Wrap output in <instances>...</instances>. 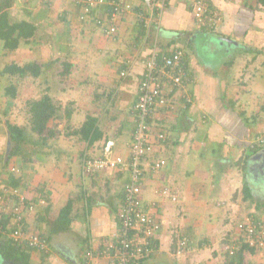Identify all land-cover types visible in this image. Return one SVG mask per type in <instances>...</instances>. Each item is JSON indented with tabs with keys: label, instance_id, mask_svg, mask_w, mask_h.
<instances>
[{
	"label": "crops",
	"instance_id": "1",
	"mask_svg": "<svg viewBox=\"0 0 264 264\" xmlns=\"http://www.w3.org/2000/svg\"><path fill=\"white\" fill-rule=\"evenodd\" d=\"M107 1L96 0L85 11V3L74 0H0V14L7 21L25 22L32 30V35L20 36L13 50L0 40V51L17 53L16 63L17 57L39 63L44 76L40 95L46 92L59 107L56 119L76 122L55 130L59 137L48 134L42 145L30 143L9 157L12 143L5 122L25 125L0 116V187L7 185L1 167L9 161L18 167L17 188L28 199L47 195L45 205L39 201L27 215L30 231L43 215L52 221L61 215L69 219L67 228L50 235L46 259L31 251L30 264H109L105 257L88 262L87 252L99 251L119 231L117 210L129 173H87L83 161L100 156L107 138L115 141V153L128 156L129 111L145 61L153 50L162 56L175 47L184 50L187 86L176 93L174 111L159 110L152 122V131H168L169 141L155 144L147 157L164 158L165 167L143 174L141 198L157 202L161 229L157 249L142 264H229L221 238L240 237L235 223L247 215L264 225V147L251 146L261 133L256 123L264 121V6L257 0H205L223 15L221 23L209 29L193 17L195 0H167L159 11L144 0H121L143 11L144 17L153 12L154 19L147 22L135 11L112 20ZM110 25L115 30L105 31ZM52 76L56 82H50ZM92 83L91 98H83L82 86ZM79 102L99 112H85L80 118L74 110ZM88 115L97 119V130L84 139L78 128ZM164 187L174 200L157 192ZM40 225L45 232L50 229L48 221ZM179 237L189 239L194 249L177 255ZM231 264H264V248L244 251L241 261Z\"/></svg>",
	"mask_w": 264,
	"mask_h": 264
},
{
	"label": "built area",
	"instance_id": "2",
	"mask_svg": "<svg viewBox=\"0 0 264 264\" xmlns=\"http://www.w3.org/2000/svg\"><path fill=\"white\" fill-rule=\"evenodd\" d=\"M76 3H85V11L96 0H74ZM167 0H144V3L152 9L162 10ZM112 8L111 19L114 15L124 11H135L143 20L154 19L153 12L144 17L141 10H136L131 3L121 0H108ZM150 9V8H149ZM192 14L195 21L209 29H215L222 21L221 11L208 5L205 0H195L192 4ZM100 20L98 24H102ZM114 25L105 29L113 32ZM184 50L175 47L170 54L160 55L153 50L144 64L143 76L139 83L137 99L130 108L129 116L132 121V134L129 143L128 156L115 153V141L108 138L103 143L101 155L88 157L83 161V170L87 173H96L104 170L127 171L129 179L122 188V199L117 210L119 231L108 239L103 247L96 252H87V261L93 258L105 257L109 264H137L140 260L150 256L156 249V236L161 229V224L155 213L157 202L146 203L141 198L144 170L157 172L164 168L167 161L164 158L148 160L149 153L155 144L164 145L169 141V133L164 129L152 131V122L159 110L174 111L175 96L187 85L186 66L183 64ZM188 70V69H187ZM125 72L122 71L121 75ZM185 100L189 101L186 93H181ZM264 138L257 136L251 146L262 144ZM162 197L175 196L167 187L157 189ZM11 198V199H9ZM12 201V203H11ZM30 201V202H29ZM26 204H29L26 208ZM34 207V203L27 198L24 192L17 187H0V218L12 215L8 223L2 224L0 220V234L8 238L38 247L48 251L49 245L38 233L27 231L23 228L22 220L25 211ZM25 209V211L23 210ZM240 237L251 246L264 247V225L255 220L251 215L244 216L237 223ZM10 229L12 231L10 232ZM238 237V238H240ZM234 235L221 238L222 252L233 254L236 250ZM239 242V241H238ZM194 249L189 239L179 237L176 254L190 252Z\"/></svg>",
	"mask_w": 264,
	"mask_h": 264
},
{
	"label": "trees",
	"instance_id": "3",
	"mask_svg": "<svg viewBox=\"0 0 264 264\" xmlns=\"http://www.w3.org/2000/svg\"><path fill=\"white\" fill-rule=\"evenodd\" d=\"M258 4L264 6V0H257ZM7 18L3 16V14H0V40L4 42V48L13 50L18 45L20 36L24 35H32V30L29 29L27 26V23L25 22H18V23H10L6 20ZM104 21V20H103ZM105 22L102 23L103 26ZM106 29V27L104 28ZM15 33H18L17 36H15ZM160 57V55H159ZM185 63L183 59V64ZM9 72L10 75L17 77V80L20 81L21 79L26 78H38L42 74V67L39 63L35 61H30L24 64H18L16 62H12L10 64H7L5 68L2 70V73ZM11 97L15 96V87L13 85H10L8 88V93ZM59 107L52 102L51 97L46 93H42L38 98L34 99L33 101H30L29 105V123L27 124L31 130L29 131L26 126H21L16 123H12L9 120H6L5 124L7 127V130L9 131V137L11 139V151L9 152L8 156H18L20 153H22L26 148H22L23 143H27L28 145L31 143L42 145L44 142H46V138L52 137L53 134H55V129L50 126L49 122L52 118L57 116ZM96 118L93 116L88 115L85 119V121L80 125L78 128V132L82 134L81 138L87 139L92 134V132L97 130L96 125ZM32 133H36L33 137ZM108 139V138H107ZM260 146L264 147V144H255L253 150H257L261 148ZM22 149H24L22 151ZM103 149V146H102ZM26 154H23L22 157V164H24L26 161ZM0 158V163H1ZM7 161L5 164L3 163L1 167V173L3 170H5L7 179L5 180L7 185L6 187L16 188L19 183V177L16 175V172L18 171V167L15 165H10ZM122 196V193H121ZM122 199V197H121ZM34 203V207L39 204V201H43L45 203L47 201V195L45 193H42L39 196L33 197V200H31ZM121 201V200H120ZM30 202V201H29ZM37 202V203H36ZM29 204H26V208ZM32 208L30 210L25 211V217L22 220L23 228L27 231L29 230V227L27 226V215L29 213H32L35 211V208ZM45 211H49V205L46 203V207L44 208ZM12 215L9 213L4 218H0L2 220V224L8 223L10 221V218ZM253 217V216H252ZM40 219L36 222V229H32L30 232L38 233L40 236L43 237L44 240L49 245L48 251L40 250L38 247L30 246L27 243L14 241L7 237L6 234L2 236L0 234V254L5 260V262L8 263H14V264H30V254L31 251L38 253L40 256H42V260L46 259L45 255L49 253L50 250V235L53 233H56L58 230H63L67 228V222L69 219L67 217H64L63 215L59 216L55 220H48L47 216L43 215L39 217ZM255 220L259 221V219L254 218ZM41 221V222H40ZM48 221V224L50 225V229L48 231L42 230V227H40L42 222ZM12 229H10V232ZM239 241V242H238ZM238 241L236 240V250L233 254H230L228 251L222 252L227 257L229 264L233 262L235 259H239L241 261L242 254L244 251H255L256 249H263L255 246H251L248 243H245L243 239L240 237L238 238ZM176 246V245H175ZM177 247H175L176 250ZM143 260V259H142ZM142 260H140L137 264H142Z\"/></svg>",
	"mask_w": 264,
	"mask_h": 264
},
{
	"label": "rangeland",
	"instance_id": "4",
	"mask_svg": "<svg viewBox=\"0 0 264 264\" xmlns=\"http://www.w3.org/2000/svg\"><path fill=\"white\" fill-rule=\"evenodd\" d=\"M261 9L263 10L262 15L264 16V8H261ZM198 41L201 43L199 44V46H203V40L199 39ZM0 50H3V49H1L0 47ZM220 53L224 55L225 52H220ZM220 53L216 52L218 56ZM8 54L9 53L2 54V52L0 51V116L6 119H11L13 122H23L24 125L27 126V124L29 123V116H30V112H29L30 101H33L34 99H36L35 97H38L40 95L39 92L41 89V84H42L44 76L41 75L38 78H34V79L30 77V78L21 79L20 81H18L17 77L10 75L9 72L5 71L4 73H1L7 64L16 62V58L14 56L17 53L14 52V54H11L10 56H8ZM17 59H18L17 62L20 64L26 63L24 62V60L26 59L22 60V58L19 59V57H17ZM263 68L264 67H262L260 70L263 71ZM49 79L51 83L56 82L57 76H52ZM10 85H13L15 87L14 97H11L10 94H7L8 88L10 87ZM90 85L92 86H88V85L82 86L83 91H81V95L85 99L91 98L92 90L94 89L96 84L92 83ZM86 103L87 102H79L76 105V107H74L75 114L80 115V118H82L81 114L82 113L84 114L85 112L87 113L91 112L92 115L93 114L97 115L99 110L94 109L90 111V109H87V107H85ZM103 110L104 109H100V112ZM13 116H15L16 119H12ZM56 117L52 118L49 122L50 126L53 127L55 130L61 129L60 131H64L67 125L76 124L75 120L71 121L69 119H59V118L56 119ZM103 120H106V118H103ZM2 126L6 128L4 123L2 124ZM255 128H257L259 132H261L257 136H261L264 138V121L256 123ZM27 129L29 131L31 130L29 126ZM59 135L60 134L56 133L55 137H59ZM52 139H54V137H52ZM21 146L22 148H27V147H30V144L27 145V143H23ZM257 177L259 178L258 174H257ZM41 204L45 205L43 202ZM235 225H237V223H235ZM215 227L217 226L215 225ZM234 236L236 237L237 235H234ZM2 261H3V258L1 257V254H0V263H2Z\"/></svg>",
	"mask_w": 264,
	"mask_h": 264
},
{
	"label": "flooded vegetation",
	"instance_id": "5",
	"mask_svg": "<svg viewBox=\"0 0 264 264\" xmlns=\"http://www.w3.org/2000/svg\"><path fill=\"white\" fill-rule=\"evenodd\" d=\"M4 264H7V263L4 261ZM8 264H14V263H8Z\"/></svg>",
	"mask_w": 264,
	"mask_h": 264
},
{
	"label": "water",
	"instance_id": "6",
	"mask_svg": "<svg viewBox=\"0 0 264 264\" xmlns=\"http://www.w3.org/2000/svg\"><path fill=\"white\" fill-rule=\"evenodd\" d=\"M8 144L10 145V142Z\"/></svg>",
	"mask_w": 264,
	"mask_h": 264
}]
</instances>
